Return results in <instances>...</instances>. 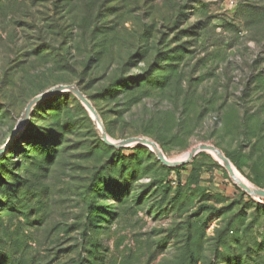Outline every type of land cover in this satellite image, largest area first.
<instances>
[{"label":"rangeland","instance_id":"1","mask_svg":"<svg viewBox=\"0 0 264 264\" xmlns=\"http://www.w3.org/2000/svg\"><path fill=\"white\" fill-rule=\"evenodd\" d=\"M59 85L264 190V0H0V264H264V197L213 152L118 155L70 91L25 117Z\"/></svg>","mask_w":264,"mask_h":264},{"label":"water","instance_id":"2","mask_svg":"<svg viewBox=\"0 0 264 264\" xmlns=\"http://www.w3.org/2000/svg\"><path fill=\"white\" fill-rule=\"evenodd\" d=\"M64 91H70L72 92L74 95H76V97L89 109V111L91 112V114L93 115V123L94 126L97 130V133L99 135V137L102 139V141L104 143H106L107 145L110 146H114V147H123V146H127L129 144H142L144 146L149 147L154 154L156 155V157L165 165H172V166H177L179 164H183L184 162H187L189 159H191L198 151H202V150H207V151H211L213 152L218 160L219 163L228 171L229 175L232 177V179L235 180V182L239 185V187H241L242 189L246 190L248 193L252 194V195H258V196H262L264 197V190L263 189H258V188H254L253 189H249L247 185L243 184L239 178L236 176L233 168L230 166V164L228 163L227 159L221 154V152L219 150H217L215 147H213L212 145H206V144H199L197 147L192 148L190 151H188L183 158L178 159V160H168L167 158H165V156L161 153V151L159 150V148L155 145V143L147 138L144 137H131V138H127V139H123V140H119V141H112L111 139H109L103 129V127L100 125L99 121H98V117L96 114V111L94 110V108L92 107V105L89 103V101L86 99V97L83 95V93L74 85H59L57 86L54 90L47 92V93H43L38 95L37 97H35L34 99H32L25 107L24 109V115L25 117L28 115L29 111L31 110V107L33 106V104L45 97H47L50 94H54V93H62ZM4 148H0V152L3 150Z\"/></svg>","mask_w":264,"mask_h":264},{"label":"trees","instance_id":"3","mask_svg":"<svg viewBox=\"0 0 264 264\" xmlns=\"http://www.w3.org/2000/svg\"><path fill=\"white\" fill-rule=\"evenodd\" d=\"M244 13H245V11H243ZM137 146H140L139 144H136V147ZM116 148V147H115ZM7 150H8V148H7ZM115 151L116 152H118V153H116V154H118V155H120V154H122V150H120L119 148H116L115 149ZM2 154V153H1ZM0 154V155H1ZM169 168V167H168ZM171 168V167H170ZM173 169H175V170H178V167L177 166H174V167H172ZM178 189H179V184L176 186V188H175V191H176V193L178 192ZM95 190H100L99 188H95ZM176 197H178V194L176 195Z\"/></svg>","mask_w":264,"mask_h":264},{"label":"built area","instance_id":"4","mask_svg":"<svg viewBox=\"0 0 264 264\" xmlns=\"http://www.w3.org/2000/svg\"><path fill=\"white\" fill-rule=\"evenodd\" d=\"M231 3H233V1H230Z\"/></svg>","mask_w":264,"mask_h":264},{"label":"bare ground","instance_id":"5","mask_svg":"<svg viewBox=\"0 0 264 264\" xmlns=\"http://www.w3.org/2000/svg\"><path fill=\"white\" fill-rule=\"evenodd\" d=\"M240 179V178H239ZM249 188V187H248ZM250 189V188H249Z\"/></svg>","mask_w":264,"mask_h":264}]
</instances>
